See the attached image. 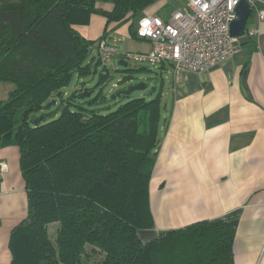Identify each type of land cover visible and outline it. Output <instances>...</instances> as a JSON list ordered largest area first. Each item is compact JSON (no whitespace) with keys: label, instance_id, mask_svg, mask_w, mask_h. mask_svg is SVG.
Here are the masks:
<instances>
[{"label":"trees","instance_id":"trees-1","mask_svg":"<svg viewBox=\"0 0 264 264\" xmlns=\"http://www.w3.org/2000/svg\"><path fill=\"white\" fill-rule=\"evenodd\" d=\"M158 1L0 0V82L15 85L0 102V149L19 150L29 203L10 236L11 264H88L95 256L96 264H235L230 220L141 239L155 229L150 183L162 143L164 82L154 99H132L107 115L76 105L82 93H66L76 73H90L85 61L100 40H86L75 26L98 15L107 21L101 39L108 27L125 25L137 39L136 20ZM108 76L101 73V82ZM54 100L61 115L35 126Z\"/></svg>","mask_w":264,"mask_h":264},{"label":"crops","instance_id":"crops-1","mask_svg":"<svg viewBox=\"0 0 264 264\" xmlns=\"http://www.w3.org/2000/svg\"><path fill=\"white\" fill-rule=\"evenodd\" d=\"M252 1L264 6V0ZM99 7L112 10L110 4ZM106 25L94 15L89 25L75 29L97 41ZM247 29L250 45L206 71L174 74L172 66L158 68L168 101L150 183L155 229L143 232V241L205 220H230L235 264H264V21L257 18L250 27L248 22ZM108 30L131 37L129 25ZM144 41L148 47L135 52H149L151 43ZM0 163L7 165L0 179V264H11L10 236L27 219L29 203L19 150L1 148Z\"/></svg>","mask_w":264,"mask_h":264},{"label":"built area","instance_id":"built-area-1","mask_svg":"<svg viewBox=\"0 0 264 264\" xmlns=\"http://www.w3.org/2000/svg\"><path fill=\"white\" fill-rule=\"evenodd\" d=\"M168 19L146 14L139 22L137 36L151 43L147 53H121L110 46L107 38L100 39L93 48L99 61L107 67L115 55L123 62L159 68L172 66L174 74L186 70L192 73L206 71L239 54L243 47L231 36V24L237 19L236 9L242 0H185ZM253 11L264 21V7L248 0ZM250 37V34H249ZM1 175L7 165L0 163Z\"/></svg>","mask_w":264,"mask_h":264},{"label":"rangeland","instance_id":"rangeland-1","mask_svg":"<svg viewBox=\"0 0 264 264\" xmlns=\"http://www.w3.org/2000/svg\"><path fill=\"white\" fill-rule=\"evenodd\" d=\"M185 3V0H159L155 5L146 10L143 17L146 14L153 13L162 17L165 13H167L166 15H170L175 9L183 7ZM256 14L250 18L249 27L252 26L254 20L259 18L258 14ZM143 17L136 20L135 29L138 28L137 26ZM121 39H123L121 36L118 37L116 34L112 33L109 38H107V43L110 46L117 47L120 52L126 53H137L134 50L148 47V42L144 40L141 41L138 36L137 39H134L133 37H130L129 39ZM117 40H120V42ZM115 56L113 57L112 63L107 66L109 76L106 77L104 82H101V73H104L103 68L105 66L99 63L97 49H91L85 61V66L89 68L90 73L84 77H81L79 73H76L71 85L66 89L70 95H73L75 92L80 94L82 89L87 90V92L83 93L81 97L76 98L74 101L76 105L83 106L89 110H94L101 115H107L108 113L116 111L121 105H124L132 99L145 98L150 101L156 96V92L153 91L154 89H157L158 92L162 87V82H164V87L166 86L165 79L163 80L160 78L158 68L150 67L148 65H140L133 61L126 62L127 66L123 67L119 64L120 60ZM142 85L146 86V88L141 89L140 87ZM134 88H138V90H133ZM14 89L15 85L13 83L0 82V102L6 101L10 92ZM164 89L165 91L167 90L166 87ZM82 97L84 98L82 99ZM167 101L168 97L164 96L163 116L166 115L164 107ZM62 109L61 102L58 100L56 105L45 110V113L38 118L44 117L45 120L43 122L52 121L61 115ZM73 109L75 108L73 107ZM57 229L58 226H52L50 228V235L52 238L56 237ZM95 257H92L88 264L98 263V260H100L101 257L97 256L96 261L93 259Z\"/></svg>","mask_w":264,"mask_h":264},{"label":"water","instance_id":"water-1","mask_svg":"<svg viewBox=\"0 0 264 264\" xmlns=\"http://www.w3.org/2000/svg\"><path fill=\"white\" fill-rule=\"evenodd\" d=\"M236 13H237V19L231 24L230 33H231L232 37L238 38V44L240 46L245 47V46H248L250 43V37H249V34L247 33V30H248L247 25H248L250 18L254 14V11L251 8V5H250L248 0H242L236 9ZM119 64L123 67L127 66V64L123 61L120 62ZM103 72L106 74H109V72L107 71V67L103 68ZM140 88L143 89V88H146V86L142 85ZM133 90H138V88H134ZM153 91L155 92L156 89H154ZM86 92H87V90H85V89L81 90L82 94L86 93ZM83 98L84 97H82V99ZM56 104H57L56 100L50 102L45 107V110L50 109L52 106H54ZM44 120H45L44 117L36 118L34 120V125L39 126ZM1 176L2 175H1V171H0V179H1Z\"/></svg>","mask_w":264,"mask_h":264}]
</instances>
